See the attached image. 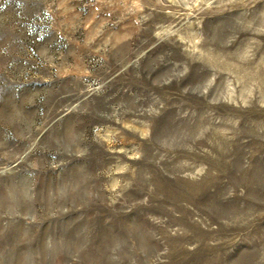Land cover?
<instances>
[{
  "label": "rangeland",
  "instance_id": "374dc122",
  "mask_svg": "<svg viewBox=\"0 0 264 264\" xmlns=\"http://www.w3.org/2000/svg\"><path fill=\"white\" fill-rule=\"evenodd\" d=\"M0 264H264V0H0Z\"/></svg>",
  "mask_w": 264,
  "mask_h": 264
}]
</instances>
